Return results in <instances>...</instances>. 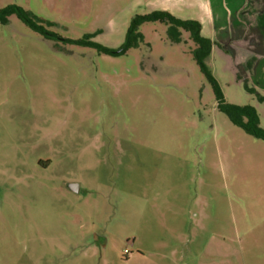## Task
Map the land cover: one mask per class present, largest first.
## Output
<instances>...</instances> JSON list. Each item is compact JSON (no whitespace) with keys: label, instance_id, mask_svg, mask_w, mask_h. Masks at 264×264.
I'll return each instance as SVG.
<instances>
[{"label":"rangeland","instance_id":"374dc122","mask_svg":"<svg viewBox=\"0 0 264 264\" xmlns=\"http://www.w3.org/2000/svg\"><path fill=\"white\" fill-rule=\"evenodd\" d=\"M162 2L0 0L57 35L0 22V264H264V140L218 108L190 34L148 21L120 54L77 42L117 49Z\"/></svg>","mask_w":264,"mask_h":264},{"label":"crops","instance_id":"0c3cea01","mask_svg":"<svg viewBox=\"0 0 264 264\" xmlns=\"http://www.w3.org/2000/svg\"><path fill=\"white\" fill-rule=\"evenodd\" d=\"M163 1L162 10L200 22L202 35L214 42L207 62L222 64L234 82L246 81L264 93V0Z\"/></svg>","mask_w":264,"mask_h":264},{"label":"trees","instance_id":"16d2710c","mask_svg":"<svg viewBox=\"0 0 264 264\" xmlns=\"http://www.w3.org/2000/svg\"><path fill=\"white\" fill-rule=\"evenodd\" d=\"M11 15H16L31 28L39 31L47 38L57 37L55 33L48 32L43 25L38 23L29 11H26L23 7L17 4H10L0 9V22H7ZM148 21H161L170 24L172 31L175 33L173 36L177 41L180 40L181 29L190 34L191 39L196 44V48L193 50L194 58L212 85L216 95L218 108L229 117L234 125L242 128L246 133L264 140V126H261L260 124L261 119L258 109L250 104L238 105L226 101L221 84L212 73L207 62L214 42L210 38L202 35L201 24L199 21L193 19H181L168 11L155 10L147 14H137L131 20L127 29L125 41L121 47L117 49H110L90 40H79L77 42L96 48L99 51L120 54L125 52L128 48L138 45L143 39L142 34L139 32V27ZM243 86L245 90L254 94L260 103H264V93L257 88L250 86L246 81Z\"/></svg>","mask_w":264,"mask_h":264},{"label":"water","instance_id":"95a60500","mask_svg":"<svg viewBox=\"0 0 264 264\" xmlns=\"http://www.w3.org/2000/svg\"><path fill=\"white\" fill-rule=\"evenodd\" d=\"M70 188H71V190H73V191H77V190H78V185L75 184V183H71V184H70Z\"/></svg>","mask_w":264,"mask_h":264}]
</instances>
